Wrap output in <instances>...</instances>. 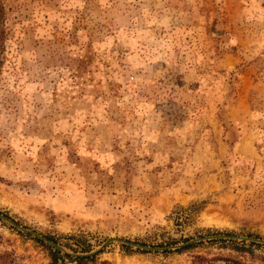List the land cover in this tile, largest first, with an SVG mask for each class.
<instances>
[{
    "label": "rangeland",
    "instance_id": "1",
    "mask_svg": "<svg viewBox=\"0 0 264 264\" xmlns=\"http://www.w3.org/2000/svg\"><path fill=\"white\" fill-rule=\"evenodd\" d=\"M2 3L1 215L91 250L264 240V0ZM34 238L0 220V264H48ZM257 245L85 264H264Z\"/></svg>",
    "mask_w": 264,
    "mask_h": 264
},
{
    "label": "trees",
    "instance_id": "2",
    "mask_svg": "<svg viewBox=\"0 0 264 264\" xmlns=\"http://www.w3.org/2000/svg\"><path fill=\"white\" fill-rule=\"evenodd\" d=\"M6 37V30L4 27V8L2 0H0V69L2 66V54L4 52V42ZM47 241L58 245L62 247L63 249H68L72 254H87L91 251L90 245L86 243L84 236L82 235H63L61 238L63 241H59L58 239L53 238L52 236H42ZM253 238L258 239L259 237L253 236ZM260 239V238H259ZM38 245L42 246L48 253L49 256V263L48 264H64V260L69 261L71 264H85L87 262H91L94 260L98 254H100L102 251H99L93 255L90 256H71L66 253H62L53 247L43 243L41 240L33 239ZM207 244H215V243H226L228 244L231 250L235 252H247L251 247H260L257 244L248 243L244 244L243 242H235V241H225V240H210L206 241ZM202 245V242H198L195 244L187 245L183 248L174 250L175 253H180L182 251H186L188 249L194 248L196 246ZM123 250L129 251V248L126 246H122ZM163 254L168 252H162ZM190 264H243L237 260L227 258V257H212V258H206L201 255H193L191 257V263Z\"/></svg>",
    "mask_w": 264,
    "mask_h": 264
},
{
    "label": "water",
    "instance_id": "3",
    "mask_svg": "<svg viewBox=\"0 0 264 264\" xmlns=\"http://www.w3.org/2000/svg\"><path fill=\"white\" fill-rule=\"evenodd\" d=\"M0 220L6 222L7 224H9L10 226L14 227L15 229H17L18 231L25 233V234H29L33 237L38 238L39 240H42L44 243L48 244L49 246L53 247L54 249L62 252V253H66L69 254L71 256H90L93 255L99 251H101L102 249H104V247L111 242H118L121 243L125 246H129L131 248L134 249H138L141 251H149V252H164V251H174L180 248H183L187 245L190 244H194V243H198V242H205V241H210V240H216V239H220V240H234V241H238V242H244V243H255V244H260V245H264V240H260V239H255V238H248V237H236V236H228V235H214V236H209V237H202V238H196V239H192V240H188L184 243H179L173 246H168V247H162V248H151V247H146V246H141V245H137L134 243H130V242H126L124 240H119L116 238H110L107 239L105 242H103L101 245H99L95 250H91L89 253L87 254H72L70 252H66L62 247L55 245L49 241H47L46 239H44L42 236L35 234L34 232L25 230L19 226H17L13 221H11L10 219L4 217L3 215L0 214Z\"/></svg>",
    "mask_w": 264,
    "mask_h": 264
}]
</instances>
